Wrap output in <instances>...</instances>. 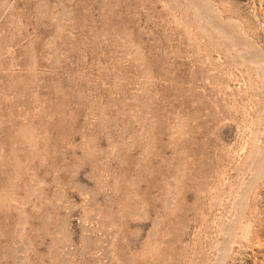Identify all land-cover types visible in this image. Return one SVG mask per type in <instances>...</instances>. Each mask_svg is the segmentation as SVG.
Listing matches in <instances>:
<instances>
[{
    "label": "rangeland",
    "instance_id": "obj_1",
    "mask_svg": "<svg viewBox=\"0 0 264 264\" xmlns=\"http://www.w3.org/2000/svg\"><path fill=\"white\" fill-rule=\"evenodd\" d=\"M0 264H264V0H0Z\"/></svg>",
    "mask_w": 264,
    "mask_h": 264
}]
</instances>
